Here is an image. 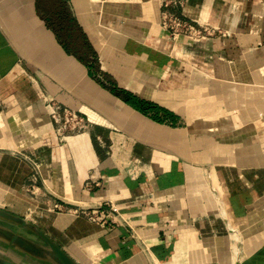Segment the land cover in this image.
I'll return each mask as SVG.
<instances>
[{
	"label": "crops",
	"instance_id": "crops-1",
	"mask_svg": "<svg viewBox=\"0 0 264 264\" xmlns=\"http://www.w3.org/2000/svg\"><path fill=\"white\" fill-rule=\"evenodd\" d=\"M161 2L0 0V200L40 211L79 264H264V0H187L221 31L190 45L161 28ZM47 99L89 135L61 144ZM105 202L123 220L77 213Z\"/></svg>",
	"mask_w": 264,
	"mask_h": 264
},
{
	"label": "built area",
	"instance_id": "built-area-1",
	"mask_svg": "<svg viewBox=\"0 0 264 264\" xmlns=\"http://www.w3.org/2000/svg\"><path fill=\"white\" fill-rule=\"evenodd\" d=\"M186 3L187 0H162L161 2L160 26L173 43L177 44L181 40L186 41L188 45L201 43L217 35V33H221L216 27L186 17L183 13V7L186 6ZM45 107L52 122L55 137L61 144L69 143L81 135H89L91 123L81 113L50 99L46 100ZM98 139L100 140V138ZM102 146L107 147L104 144ZM134 170L135 168L130 169V175L135 174ZM29 191L36 196L37 190L34 186H31ZM50 210L59 213L70 211L66 204L59 201L54 202ZM77 213H80L91 223H97L103 227L117 224L118 218L122 219L119 210L110 202L101 204L97 211L82 209ZM125 225H130L126 219Z\"/></svg>",
	"mask_w": 264,
	"mask_h": 264
},
{
	"label": "water",
	"instance_id": "water-1",
	"mask_svg": "<svg viewBox=\"0 0 264 264\" xmlns=\"http://www.w3.org/2000/svg\"><path fill=\"white\" fill-rule=\"evenodd\" d=\"M0 242L28 264H79L48 234L27 219L0 209ZM0 264H22L0 254Z\"/></svg>",
	"mask_w": 264,
	"mask_h": 264
},
{
	"label": "rangeland",
	"instance_id": "rangeland-1",
	"mask_svg": "<svg viewBox=\"0 0 264 264\" xmlns=\"http://www.w3.org/2000/svg\"><path fill=\"white\" fill-rule=\"evenodd\" d=\"M99 70H100V65H99ZM180 126L182 127V125H180ZM36 195H37V197H35L28 189V191L25 190L24 192L19 193L18 196L21 197V199H23V202L27 203L28 205L30 204L28 207H33L34 208V205H36V201L38 202L40 200H43L44 202H46V200H44V198L45 199L47 198V197H45L44 192L41 191V190L40 191L37 190ZM31 197L34 199V201L31 199ZM38 206L42 207L43 205L42 206L38 205ZM0 209L1 210L3 209L4 211H9L10 210L9 202L7 200H0ZM28 209H30V210H26V213L24 214V216H22V218H24V219L27 218V220L29 219L28 220L29 222L33 221V223L35 225H37L39 222L35 218V216L40 215L38 213L40 211H38V209H37L38 212L34 211L31 208H28ZM0 224H1V222H0ZM0 254L5 256V257H7V258L16 260L17 262H21L22 264H28V262H26V260L22 259V257L15 256L13 252L11 253V251L9 249H7L6 247H4L1 242H0ZM95 262L96 261H93L91 264H94ZM35 264H37V263H35ZM95 264H98V263L96 262Z\"/></svg>",
	"mask_w": 264,
	"mask_h": 264
},
{
	"label": "trees",
	"instance_id": "trees-1",
	"mask_svg": "<svg viewBox=\"0 0 264 264\" xmlns=\"http://www.w3.org/2000/svg\"><path fill=\"white\" fill-rule=\"evenodd\" d=\"M125 102L143 114L151 115L152 119L157 122L163 123L167 121L165 115H161L160 108L153 103L141 100L129 93H125Z\"/></svg>",
	"mask_w": 264,
	"mask_h": 264
},
{
	"label": "bare ground",
	"instance_id": "bare-ground-1",
	"mask_svg": "<svg viewBox=\"0 0 264 264\" xmlns=\"http://www.w3.org/2000/svg\"><path fill=\"white\" fill-rule=\"evenodd\" d=\"M77 138H86V135H81V136H79V137H77ZM77 138H76V139H77ZM95 263H96V262H95ZM95 263H94V264H95ZM234 264H235V263H234Z\"/></svg>",
	"mask_w": 264,
	"mask_h": 264
}]
</instances>
